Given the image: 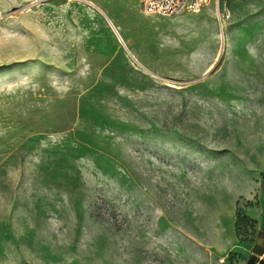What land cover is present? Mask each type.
I'll list each match as a JSON object with an SVG mask.
<instances>
[{
	"label": "rangeland",
	"instance_id": "obj_1",
	"mask_svg": "<svg viewBox=\"0 0 264 264\" xmlns=\"http://www.w3.org/2000/svg\"><path fill=\"white\" fill-rule=\"evenodd\" d=\"M263 170L264 0H0V264H244Z\"/></svg>",
	"mask_w": 264,
	"mask_h": 264
},
{
	"label": "built area",
	"instance_id": "obj_2",
	"mask_svg": "<svg viewBox=\"0 0 264 264\" xmlns=\"http://www.w3.org/2000/svg\"><path fill=\"white\" fill-rule=\"evenodd\" d=\"M211 0H140L142 11L146 14L173 15L184 11H197ZM264 184V170L261 174Z\"/></svg>",
	"mask_w": 264,
	"mask_h": 264
},
{
	"label": "crops",
	"instance_id": "obj_3",
	"mask_svg": "<svg viewBox=\"0 0 264 264\" xmlns=\"http://www.w3.org/2000/svg\"><path fill=\"white\" fill-rule=\"evenodd\" d=\"M248 216L256 224L257 230L253 250H249L245 256L244 264H264V184L259 192V202L249 208Z\"/></svg>",
	"mask_w": 264,
	"mask_h": 264
},
{
	"label": "bare ground",
	"instance_id": "obj_4",
	"mask_svg": "<svg viewBox=\"0 0 264 264\" xmlns=\"http://www.w3.org/2000/svg\"><path fill=\"white\" fill-rule=\"evenodd\" d=\"M111 23V21H110ZM115 33L118 35V37L120 38V40L125 44V38L123 37L122 33L120 32V30L118 29V27L114 24V23H111Z\"/></svg>",
	"mask_w": 264,
	"mask_h": 264
},
{
	"label": "water",
	"instance_id": "obj_5",
	"mask_svg": "<svg viewBox=\"0 0 264 264\" xmlns=\"http://www.w3.org/2000/svg\"><path fill=\"white\" fill-rule=\"evenodd\" d=\"M224 42V41H223Z\"/></svg>",
	"mask_w": 264,
	"mask_h": 264
}]
</instances>
